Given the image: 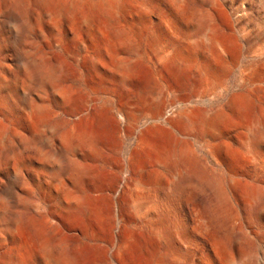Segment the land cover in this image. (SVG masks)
Here are the masks:
<instances>
[{
  "label": "rangeland",
  "instance_id": "374dc122",
  "mask_svg": "<svg viewBox=\"0 0 264 264\" xmlns=\"http://www.w3.org/2000/svg\"><path fill=\"white\" fill-rule=\"evenodd\" d=\"M212 2L204 34L177 11L173 22L156 0L147 11L142 0L0 2V264H68L69 250L84 264H147L145 233L161 224L179 264H230L226 252L234 264H264V207L255 209L264 199V4L233 1L247 9L242 35L222 0ZM143 15L155 22L159 46L138 32ZM173 53L186 66L183 80L165 63ZM35 70L52 75L40 84ZM194 109L207 115L188 131L180 119ZM40 111L60 128H48ZM91 120L101 135L93 143L81 132ZM171 141L189 152L156 160ZM73 162L89 174L73 178ZM150 169L158 171L151 180ZM177 173L223 182L224 194L199 188L177 199ZM59 198L74 213L58 208ZM178 225L188 244L173 234Z\"/></svg>",
  "mask_w": 264,
  "mask_h": 264
},
{
  "label": "bare ground",
  "instance_id": "6f19581e",
  "mask_svg": "<svg viewBox=\"0 0 264 264\" xmlns=\"http://www.w3.org/2000/svg\"><path fill=\"white\" fill-rule=\"evenodd\" d=\"M8 1H12V0H0V2H8ZM16 1V0H15ZM39 1H41L42 3H44L45 5H48V6H51L52 4H53V2H54V0H39ZM85 2H87V3H94V2H97L98 0H84ZM158 3H160L161 5L160 6H162V4L163 3H165V4H167L166 6L168 7V8H166V10H171V11H169V13L171 14V17L173 18L172 19V21L174 22H176L177 24H180V23H178V21H177V19H176V17H177V15L176 14H174V12L175 11H177V13H179L180 14V20H181V22L182 23H184V25L187 27V28H193L194 30H195V32H197L198 34H204L205 32H206V30H207V28L208 27H210L211 25H210V19L212 18V15H211V7L209 6V5H211L213 2V0H156ZM218 1V0H217ZM221 1V0H220ZM233 1L234 0H222V3L221 4H223L224 6L223 7H226L229 11H230V15H232V17H233V24H234V27L236 28V31L238 32V33H240V34H242V35H245V34H249V32L247 33L246 32V25H240V22H241V16L243 15H241V13H243L244 12V10H246V12H247V9L245 8H243V6L241 5V6H237V7H235L234 5H233ZM247 1V0H246ZM249 1H251V0H249ZM263 1V4H264V0H262ZM22 2V1H21ZM100 2V1H99ZM260 2V1H259ZM111 3H113V2H111ZM151 3H153V0H142V8H143V10H145V11H147L148 10V8H149V6H150V4ZM219 3V2H218ZM250 3V2H249ZM253 3V2H252ZM85 4V3H84ZM100 4V3H99ZM256 4V3H255ZM246 5V4H245ZM213 6V5H212ZM13 7V6H12ZM23 6H21V9H23L22 8ZM217 8V7H216ZM226 8H224V9H226ZM249 9V8H248ZM251 9H252V6H251ZM20 10V9H19ZM263 10V9H262ZM22 11V10H21ZM24 11V10H23ZM132 12H133V10H132ZM168 12V11H167ZM264 12V11H263ZM12 13H14V15H15V12H13L12 11ZM258 13H260V12H258ZM11 14V13H10ZM19 14H21L20 12H19ZM213 14H214V12H213ZM248 14V13H247ZM13 15V14H12ZM245 15V14H244ZM261 15V14H260ZM263 15V14H262ZM145 15H143V17H144ZM152 16V15H151ZM179 16V15H178ZM248 16V15H247ZM214 17V16H213ZM243 17V16H242ZM131 18V17H130ZM215 18V17H214ZM132 19V18H131ZM214 21H215V19H214ZM239 23V24H238ZM174 24V23H173ZM157 25V24H156ZM172 25V24H171ZM175 25V24H174ZM263 25V24H262ZM178 27V26H177ZM184 27V26H183ZM22 28V27H21ZM25 30L26 29H28L29 28V26L28 25H25L24 27H23ZM22 28V29H23ZM175 28V27H174ZM263 28V27H262ZM138 29V32L140 33V34H142L143 35V37L145 38V41L147 42V44L148 45H150V46H159V43H160V39H159V32H158V30H157V28L155 29V22L154 21H152V18L150 17V18H147V16L146 17H144L142 20H141V23H140V25H139V27L137 28ZM177 30V29H176ZM189 30V29H188ZM211 30V29H210ZM170 31V30H169ZM168 31V32H169ZM215 31V30H214ZM171 32V31H170ZM174 32V31H173ZM210 33V32H209ZM207 35V34H206ZM210 35V34H209ZM241 36V35H240ZM204 38V37H203ZM208 40V39H207ZM210 42V41H209ZM199 43H200V41H199ZM208 43V42H207ZM17 44V42H15V45ZM208 45V44H207ZM209 46V45H208ZM258 47V46H257ZM256 49V48H255ZM254 49V50H255ZM262 50H264V49H262ZM262 50L261 49H259V51L258 50H256V52L258 51L259 52V54L257 55V57H262V55H264V52H262ZM256 54V53H255ZM53 59V58H52ZM60 59V58H59ZM165 63L167 64V66H168V68L179 78V79H184V77H185V73L187 72L186 71V66H185V64H184V62H183V60H182V58L180 57V55L178 54V53H173V54H169V55H167V56H165ZM61 60V59H60ZM264 61V60H263ZM34 63V62H33ZM33 63H31L32 64V66H33ZM250 65V64H249ZM253 65V64H252ZM261 65V64H260ZM257 67L258 66H256L255 65V69H257ZM44 68V67H43ZM264 68V67H263ZM58 70H59V72H64V68L63 67H61V66H58ZM249 70V69H248ZM247 71V70H246ZM256 71V70H255ZM254 71V72H255ZM246 73V72H245ZM257 73H258V71H257ZM256 74V73H255ZM52 74H47L46 72H41V71H36L35 70V72H33L32 73V76H33V78L35 79V80H37L40 84H45L46 82H47V80L50 78V76H51ZM259 75V74H258ZM252 76H253V74H252ZM256 76V75H255ZM261 76V75H260ZM264 77V76H263ZM262 79V78H261ZM263 80V79H262ZM74 100V99H73ZM31 102V101H30ZM34 104V103H33ZM32 104V105H33ZM37 104V103H36ZM40 114H42V116H43V119H45V120H48L50 117L47 115V113L45 112V111H40ZM207 115V114H206ZM206 115L204 114V111H202V110H200V109H194V110H191V111H189V113L187 114V115H185V116H182L181 117V119H180V121H181V123H182V125L184 126V128L185 129H187L188 131L189 130H192L193 128H194V126H196V125H200V124H202L204 121H205V118H206ZM180 117V116H179ZM42 118V117H41ZM212 118H214V117H212ZM209 120V119H208ZM43 121V120H42ZM45 122V121H44ZM47 122V121H46ZM45 122V123H46ZM90 124L89 125H86L85 124V126L83 125V128H82V130H81V132L84 134V136L87 138V139H90V141H92V143L93 142H96V141H99V136H101V135H99V133H98V131H97V125H95L96 124V120H91L90 122H89ZM88 124V123H87ZM47 127L48 128H50V129H52V131L53 130H58L60 127H59V123L57 122V121H54L53 119L52 120H48V122H47ZM61 125V124H60ZM255 128V127H254ZM264 128V127H263ZM100 130V129H99ZM263 130V129H262ZM262 130H259V132L260 131H262ZM101 131V130H100ZM255 131V130H254ZM264 131V130H263ZM251 132H253V131H251ZM250 133V132H249ZM255 133V132H254ZM261 133V132H260ZM262 133H264V132H262ZM253 134V133H252ZM256 134V133H255ZM254 134V135H255ZM258 134V133H257ZM251 135V134H250ZM174 138V137H173ZM256 138V137H255ZM257 139V138H256ZM166 141V140H165ZM170 141V140H169ZM176 141H177V139H176ZM181 141V140H180ZM260 141V140H259ZM164 142V141H163ZM162 142V143H163ZM184 142V141H183ZM257 142H258V140H257ZM257 142H256V144H257ZM178 143V142H177ZM177 143H175V142H173V141H171L170 142V144L166 147H164V146H162V147H160V146H158V147H160L159 149H158V151L156 152V160L158 159L159 161L163 158V157H166V155L167 156H169V158H171L172 157V155L173 154H177V153H188L189 152V149H188V147L187 146H180V145H178ZM161 144V143H160ZM167 144V143H166ZM165 144V145H166ZM97 145V144H96ZM188 145V144H187ZM100 146V145H99ZM101 147V146H100ZM158 147H156V148H158ZM71 151H72V149H71ZM71 151H69V152H71ZM106 152V151H105ZM67 153V152H66ZM153 153H155V152H153ZM178 154V155H179ZM155 155V154H154ZM179 157V156H178ZM67 158V157H66ZM154 158V157H153ZM162 161V160H161ZM157 161H155L154 163H156ZM153 163V164H154ZM160 163V162H159ZM69 164V163H68ZM155 165V164H154ZM153 166V165H152ZM159 167V166H158ZM152 168V167H151ZM154 168V167H153ZM68 170L70 171V173H71V175H72V177L73 178H77L78 179V177H81V175H87V174H89V169L88 168H86V167H84V165L82 164V163H80V162H73L71 165H69L68 166ZM150 170H152V169H150ZM157 170H158V168H157ZM180 170V169H179ZM66 171V170H65ZM91 171V170H90ZM182 171V170H181ZM158 172V171H157ZM156 172V169L154 170H152L151 172H150V174H149V178L148 179H153V178H155L154 176H155V173H157ZM186 173V172H185ZM191 173H193V172H191ZM177 174H179V173H177ZM186 174H188V173H186ZM190 174V173H189ZM206 176V175H205ZM209 179H203V178H200V179H193V177L191 178V177H188L187 175H185L184 173L182 174H179V175H177V178H176V180H175V182L174 183H172V184H174V193H175V195H176V198L177 199H179V198H181L183 195H184V193L185 192H187V190H191L192 192L193 191H195V189H199V188H209V187H211V189H214V191H215V193H216V196L218 197H220V196H222L223 194H224V192H222L223 190H225V188L224 189H222V186H221V184L223 183H218V182H216V181H212V178H211V180H210V177H208ZM217 180V179H216ZM219 181V180H218ZM151 182V181H150ZM224 185V184H223ZM224 187V186H223ZM172 189V190H173ZM210 189V188H209ZM208 189V190H209ZM200 191V190H199ZM203 191V190H202ZM206 191V190H205ZM227 191V190H226ZM197 193V192H196ZM211 193H213V190H212V192ZM173 194V193H172ZM187 194V193H186ZM194 193H192V195H193ZM257 194V193H256ZM192 195H190L191 197H193ZM211 195H213V194H211ZM227 195V194H226ZM254 195V194H253ZM257 195H259V194H257ZM188 196V195H187ZM186 197V196H185ZM191 197H190V199H191ZM264 197V196H263ZM255 198H256V196H255ZM258 198H259V196H258ZM190 199H188V200H190ZM193 199H195V198H193ZM205 199V198H204ZM216 199V198H215ZM223 199H225L226 200V198H223ZM222 199V200H223ZM187 200V201H188ZM224 200V201H225ZM251 200H253V198H251ZM26 201V200H25ZM196 201V200H195ZM199 201V200H198ZM201 201V200H200ZM199 201V202H200ZM255 201V200H254ZM177 202H178V200H177ZM198 202V203H199ZM202 202V201H201ZM204 202V201H203ZM202 202V203H203ZM226 203H227V201H225ZM197 203V204H198ZM255 203V202H254ZM256 203H257V205H256V207H255V209L256 210H260L261 208H263L264 207V199L263 198H259V199H257L256 200ZM187 204H189V203H187ZM252 204V203H251ZM196 205V204H195ZM200 205V204H199ZM255 205V204H254ZM253 205V206H254ZM56 206L59 208V207H65V211H66V215L68 216V215H70V214H72V213H74V211H75V209H76V206L74 205L73 206V204L71 203V201H69V203H66L65 202V199L64 200H62V199H57V203H56ZM198 206V205H197ZM224 206H226V205H224ZM251 206V205H250ZM185 207V206H184ZM222 207H223V205H222ZM192 208V207H191ZM200 208V207H199ZM205 208V207H204ZM208 208V207H207ZM251 208H254V207H251ZM186 209V208H185ZM190 209V208H189ZM227 209V208H226ZM254 209V210H255ZM64 210V209H63ZM178 210H180V209H178ZM177 210V211H178ZM200 210V209H199ZM202 210V209H201ZM200 210V211H201ZM205 210H206V208H205ZM205 210H204V213H205ZM208 210H209V208H208ZM228 210V209H227ZM252 210V209H251ZM190 211V210H189ZM193 211H196V210H194L193 209ZM224 211H225V209H224ZM179 213H180V211H178ZM185 212V211H184ZM199 212V211H198ZM208 212V211H207ZM254 212V211H253ZM190 213V212H189ZM197 213V212H196ZM201 213V212H200ZM255 213V212H254ZM63 214V216H64V213H62ZM193 214H194V212H193ZM199 214V213H198ZM203 214V213H202ZM251 214V213H250ZM179 215V214H178ZM190 215V214H189ZM204 215V214H203ZM208 215H211L210 213L208 214ZM233 215V214H232ZM264 215V214H263ZM195 216V215H194ZM206 216V215H205ZM204 216V217H205ZM146 217H148V216H146ZM183 217V216H182ZM185 217H186V215H185ZM197 217V216H196ZM203 217V216H202ZM210 217V216H209ZM251 217V216H250ZM253 217V216H252ZM263 217V216H262ZM178 218V217H177ZM183 219V218H182ZM191 219V218H190ZM205 219V218H204ZM234 219V218H233ZM232 219V220H233ZM235 219H236V217H235ZM251 219V218H250ZM253 219H255V218H253ZM263 219V218H262ZM12 220V219H11ZM146 220V219H145ZM144 220V221H145ZM151 218H150V223H151ZM179 220V219H178ZM193 220V219H192ZM181 221V220H180ZM189 221V220H188ZM199 221V220H198ZM206 222H207V220H205ZM146 222H148V221H146ZM154 222V221H153ZM153 222H152V224H153ZM156 222V221H155ZM154 222V223H155ZM177 222V221H176ZM175 222V223H176ZM179 222V221H178ZM182 222H184V221H182ZM187 221H185V223H186ZM190 222V221H189ZM197 222V221H196ZM195 222V223H196ZM235 222V221H234ZM233 222V223H234ZM263 222V221H262ZM166 223V222H165ZM188 223V222H187ZM191 223V222H190ZM201 223H205L204 221L203 222H201ZM200 223V224H201ZM208 223H210L209 221H208ZM236 223V222H235ZM234 223V224H235ZM241 223V222H240ZM251 223H253V222H251ZM260 223V222H259ZM164 224V223H163ZM166 224H168V223H166ZM180 224V223H179ZM255 225H256V221H255V223H254ZM153 225H155V224H153ZM152 225V226H153ZM165 225V224H164ZM174 225V224H173ZM193 225H195L194 223H193ZM204 225V224H203ZM203 225H201V226H203ZM170 226V225H169ZM175 226V225H174ZM185 226H186V224H185ZM184 226V227H185ZM191 226V225H190ZM264 226V225H263ZM147 227L149 228L150 227V225L148 224L147 225ZM162 224H161V229H150L149 228V230H148V232H147V234L145 233V240H144V242H145V250H146V253H147V255H146V260H147V264H179V257L176 255V254H173L172 252H171V250H174L173 249V247H174V242L172 241V234H171V232L169 231V229L167 230V228L165 229V228H163L162 229ZM184 227H179V225H178V227H177V229L175 230L176 231V233H173V234H176L177 235V240L179 239V240H181L182 241V243H186V244H188L186 241H185V239H187V238H191V239H193L192 237H191V235L189 234V231L188 230H186ZM197 227H198V225H197ZM196 227V228H197ZM200 227V226H199ZM233 227H235V226H233ZM238 228V227H237ZM236 228V229H237ZM240 228V227H239ZM238 228V229H239ZM145 229V228H144ZM173 229V228H172ZM199 229V228H198ZM202 229V228H201ZM233 229V228H232ZM241 229V228H240ZM190 230V229H189ZM208 230H210V228L208 229ZM234 230H235V228H234ZM257 230V229H256ZM259 230V229H258ZM196 231V230H195ZM205 232L207 231V229L206 230H204ZM242 231V230H241ZM251 231V230H250ZM192 232V231H191ZM238 232H240V231H238ZM243 233H245L244 231H243ZM248 233H250V232H248ZM199 234V233H198ZM204 234H206V233H204ZM204 234L202 235L203 237H204ZM234 234V233H233ZM237 235V234H236ZM262 235V234H261ZM260 235V236H261ZM241 236V235H240ZM212 237H213V235H212ZM215 237V236H214ZM228 237V236H227ZM242 237V236H241ZM264 237V236H263ZM202 238V237H201ZM218 238V237H217ZM245 238V237H244ZM262 238V237H261ZM216 239V238H215ZM221 239V238H220ZM255 239V238H254ZM264 239V238H263ZM262 239V240H263ZM208 240V239H207ZM252 240V239H251ZM192 241V240H191ZM214 241H216V240H214ZM219 241V240H218ZM49 242H50V240H49ZM56 242V241H55ZM64 243H66L65 241H63ZM177 242V241H176ZM180 242V241H179ZM178 242V243H179ZM189 242V241H188ZM230 242H232V241H230ZM181 243V244H182ZM209 243V242H208ZM212 243V242H211ZM214 243H216V242H214ZM219 243H220V241H219ZM191 244V243H190ZM211 245V244H210ZM213 245H215V244H213ZM227 245V244H226ZM226 245H224L225 247H226ZM235 245V244H234ZM65 246L66 247H68V245L66 244V245H64V249H65ZM143 246V245H142ZM75 247H77V246H75ZM188 247V246H187ZM238 247V246H237ZM68 248H71V247H68ZM73 248V247H72ZM143 248V247H142ZM240 248V247H239ZM79 249V248H78ZM167 249V250H166ZM211 249H212V247H211ZM217 249V248H216ZM240 249H242V248H240ZM46 250H47V252H48V254L49 255H51V257H49L50 259L52 258V260L53 259H55V258H53L52 256H55L56 255V253L54 252V250H53V248H51V247H48V248H46ZM72 250H74V249H72ZM71 250V251H72ZM163 250H166V253H164V252H161V251H163ZM70 251V250H69ZM68 251V253L67 254H65V255H63V258H61V260L63 259V260H66V262H68V264H84V261L82 260V257L79 255V253L77 252V251H73V252H69ZM215 251V250H214ZM223 251H226V250H223ZM245 251V250H244ZM63 252H64V250H63ZM206 252V251H205ZM230 252V251H229ZM204 253V252H203ZM59 254V253H58ZM230 254V253H229ZM245 254V253H244ZM65 256V257H64ZM224 256V255H223ZM222 256V257H223ZM224 258V260H225V262H227V263H230V264H234L233 262H232V259H230V256L228 255V253L226 252V254H225V256L223 257ZM85 259V258H84ZM51 260V261H52ZM57 260H58V258H57ZM93 260V262H92V264H96L97 262H95L94 261V258L92 259ZM58 261H60V260H58ZM54 262H56L57 263V261H54ZM53 263V262H52ZM54 264V263H53ZM59 264H61V263H59ZM65 264V263H64ZM99 264V263H98ZM235 264H253V261H251V259H249L248 257H245V258H243V260H241L239 263H235Z\"/></svg>",
  "mask_w": 264,
  "mask_h": 264
}]
</instances>
